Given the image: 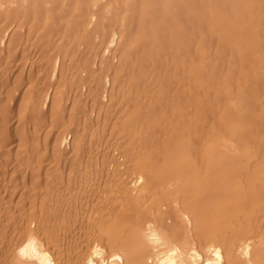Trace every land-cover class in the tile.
I'll use <instances>...</instances> for the list:
<instances>
[{"label":"bare ground","instance_id":"obj_1","mask_svg":"<svg viewBox=\"0 0 264 264\" xmlns=\"http://www.w3.org/2000/svg\"><path fill=\"white\" fill-rule=\"evenodd\" d=\"M0 264H264V0H0Z\"/></svg>","mask_w":264,"mask_h":264}]
</instances>
